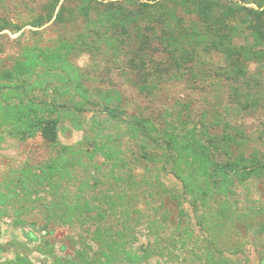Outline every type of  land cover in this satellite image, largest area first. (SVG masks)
I'll use <instances>...</instances> for the list:
<instances>
[{
    "label": "trees",
    "instance_id": "16d2710c",
    "mask_svg": "<svg viewBox=\"0 0 264 264\" xmlns=\"http://www.w3.org/2000/svg\"><path fill=\"white\" fill-rule=\"evenodd\" d=\"M47 23L80 30L23 45L8 66L0 64V117L11 135H39L54 153L0 182V211L38 206L49 220L87 230L97 251L83 264H142L153 246L133 248L131 206L139 198L145 204L148 197L159 199L160 219L149 223L163 228L172 214L161 209L168 199L176 207L171 225L178 234L171 244L193 252L199 264L208 263L210 252L219 254L215 264H230L217 235L239 211V185L264 179V157L243 127L219 109L197 121L128 115L118 91L91 92L72 57L78 51L110 57L141 90L173 73L222 83L226 112L264 110V0H44L26 23L0 18V31ZM96 105L106 117L87 120L84 112ZM62 118L85 130L81 140L60 142ZM167 174L176 184L165 182Z\"/></svg>",
    "mask_w": 264,
    "mask_h": 264
},
{
    "label": "rangeland",
    "instance_id": "374dc122",
    "mask_svg": "<svg viewBox=\"0 0 264 264\" xmlns=\"http://www.w3.org/2000/svg\"><path fill=\"white\" fill-rule=\"evenodd\" d=\"M43 1L0 0V18L26 23L39 11ZM48 24L40 28L26 25L16 33L7 29L0 31V64L8 66L11 55L20 51L23 45L51 43L60 34L75 35L80 30L79 25L58 27ZM212 60L217 62L219 57L214 55ZM72 61L86 72L85 84L91 92L118 91L121 107L128 115H142L155 122H164L175 114L185 120L197 121L212 119V111L219 109L232 124L243 127L251 139V147L259 149L264 157V110L226 112L223 106L228 99V87L225 84L190 82L186 76L173 73L165 75L150 91L141 90L135 85V76L131 72L119 68L116 61L103 54L78 51ZM251 69H254V64H251ZM2 103L0 97V105ZM84 115L87 120L91 115L101 120L106 117L98 105L86 110ZM9 126L4 117H0V182L26 164L37 167L54 153V149L39 135L21 139L10 134ZM84 133L85 130L74 127L69 118L61 119V143L74 144L83 138ZM163 178L169 185L176 184L170 174ZM237 191L239 211L233 215L228 228L217 235V247L224 248L230 264H264V179L239 185ZM148 201L151 203L145 204L142 198L134 200L130 209L133 248L153 246L149 258H144L142 264H168L166 261L169 259L171 264H199L198 260H192L195 257L193 252L171 244L178 235L171 225L176 212L175 204L168 199L163 200L161 209L172 213L168 225L151 229L149 221L154 217L160 219L161 210H156L160 207V200L148 197ZM26 203L29 205V202ZM185 206L188 207V204ZM29 232L35 237H28ZM159 243L171 246L170 253L156 250L155 246ZM200 246L203 248L204 244ZM96 251L97 247L91 242L87 230L49 220L38 206L18 213L12 209L0 211V264L12 259L20 264H83ZM211 255L214 260L209 262ZM218 259L219 254L215 252L205 256L207 264H215Z\"/></svg>",
    "mask_w": 264,
    "mask_h": 264
}]
</instances>
